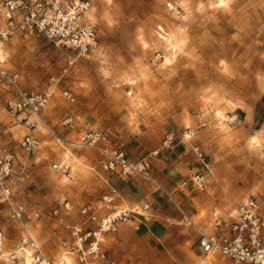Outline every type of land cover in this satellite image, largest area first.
<instances>
[{
	"label": "rangeland",
	"instance_id": "374dc122",
	"mask_svg": "<svg viewBox=\"0 0 264 264\" xmlns=\"http://www.w3.org/2000/svg\"><path fill=\"white\" fill-rule=\"evenodd\" d=\"M88 18L97 45L84 56L19 37L0 48V62L22 76L27 90L40 92L51 76L59 78L42 116L51 133L76 141L87 130H102L130 161L147 158L153 177L200 225L213 210L224 212L263 195L264 0H90ZM64 88L73 103L61 97ZM8 99L0 85V156L13 157L10 187L14 201L24 206L28 232L50 264H85L69 254L65 225L94 227L80 214L84 207L99 217L108 213L103 197L114 189L110 177L98 154L78 149L71 151L68 174L51 171L63 150L42 126L29 132L20 122L25 115L12 117ZM169 133L173 148L161 149ZM26 134L40 141L30 155L20 147ZM192 146L200 148L208 171ZM195 175L204 176L203 189L193 185ZM127 178L139 182L137 193L145 185ZM158 195L151 193L154 210L144 209L147 200L130 206L115 197L116 211L128 208L132 218L103 235L100 255L86 263L233 264L201 254L195 233L177 225L178 213ZM0 230L5 251L21 247L26 232L3 205ZM23 248L15 260L0 264H36L32 248Z\"/></svg>",
	"mask_w": 264,
	"mask_h": 264
},
{
	"label": "built area",
	"instance_id": "2783aa9c",
	"mask_svg": "<svg viewBox=\"0 0 264 264\" xmlns=\"http://www.w3.org/2000/svg\"><path fill=\"white\" fill-rule=\"evenodd\" d=\"M90 0H1L0 1V48L13 38L19 37L33 41H46L74 52L77 57L84 56L97 45L95 27L88 18ZM59 78L51 76L43 90L29 91L24 87L23 78L18 72H12L0 63V85L8 91L7 110L16 120L25 115L20 122L30 132L42 126L51 133L43 120V113L58 89ZM131 93H128L130 96ZM61 97L73 103L75 98L69 89L60 90ZM35 117L36 120H31ZM67 120L66 123H69ZM52 139L65 154L72 150H86L99 155L101 170L107 176L136 177L151 184L172 204L178 213L177 225L191 229L195 235V245L199 252L210 257H223L233 264H264V194L249 197L234 208L221 212L213 210L208 221L203 225L196 223L182 208L172 192L167 191L152 176V165L147 158L130 161L127 153L116 142L100 129H90L78 137L76 141L64 140L51 133ZM187 140L191 135L185 136ZM175 139L169 133L164 137L161 149H172ZM39 139L33 134H26L20 147L25 155L38 149ZM197 162L208 171L204 155L197 146L191 147ZM158 151L155 152L157 154ZM53 172L68 174L69 158L63 156L50 165ZM13 174V157L11 154L0 156V207L3 205L10 213L11 219L26 232L21 247L17 246L10 252L5 251V236L0 230V260H15L23 246L32 248V258L36 264H50L49 260L38 248L28 232L24 220V206L13 199L10 180ZM194 186L203 189L204 176L195 175L191 179ZM107 181V179H106ZM109 181V180H108ZM114 192L103 197L108 213L102 217L84 207L80 214L94 227L82 229L80 225H65L70 230L71 244L67 247L70 255H76L85 264L87 259L98 257L99 239L114 233L118 225L127 223L132 212L127 208L116 211L112 202ZM69 209L68 204L64 207ZM147 209V206L144 207ZM58 211L54 214L57 215ZM39 214L35 213V217ZM67 246V243H63ZM87 245V247L85 246Z\"/></svg>",
	"mask_w": 264,
	"mask_h": 264
},
{
	"label": "crops",
	"instance_id": "0c3cea01",
	"mask_svg": "<svg viewBox=\"0 0 264 264\" xmlns=\"http://www.w3.org/2000/svg\"><path fill=\"white\" fill-rule=\"evenodd\" d=\"M153 162H155V164L158 163V159H155ZM155 167H156V165H155ZM153 170H154V167H153ZM154 174H155L154 176H158V170ZM152 176H153V174H152ZM154 179L156 180V178H154ZM109 182L111 184H113V186H114V189L112 187H111V189L114 192L115 197L122 200L125 204L127 203L128 205L133 206V205H137V204H142V203H144V200H147V202H150V203L145 202V204H146L145 207L146 206L148 207L150 205L151 207L153 206L151 209L154 210L153 204H155V202H153V201H156L154 199V198H156V196H151V193L152 192L157 193L158 191L151 184L150 185L152 187V190L146 186V182H144L145 183L144 186H142L140 184V186H141L140 192L137 193L135 188L139 184V182L137 181L138 182L137 183L135 179H128L125 177H119V176L114 175V176H110ZM157 183H158V181H157ZM147 184H149V183H147ZM158 193H159L158 196L165 197L160 192H158ZM150 197H151V199H150ZM140 224H142V222H140ZM143 225H145L146 227L152 228L153 223H150L149 221H144Z\"/></svg>",
	"mask_w": 264,
	"mask_h": 264
},
{
	"label": "bare ground",
	"instance_id": "6f19581e",
	"mask_svg": "<svg viewBox=\"0 0 264 264\" xmlns=\"http://www.w3.org/2000/svg\"><path fill=\"white\" fill-rule=\"evenodd\" d=\"M2 49H3V48H2ZM0 50H1V49H0ZM2 57H3V56H1V53H0V60L3 59ZM0 63H3V62H0ZM39 128H40V127H39ZM39 128H38V129H39ZM64 156H65V157H68V158H71V157H72V156H71L70 154H68V153H67V154L64 153ZM72 158H73V157H72ZM69 163H70V162H69ZM25 254H26V253H25ZM207 257H210V256H207ZM25 263H27V264H31V263H29V261H27V262H25Z\"/></svg>",
	"mask_w": 264,
	"mask_h": 264
}]
</instances>
